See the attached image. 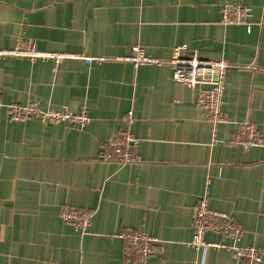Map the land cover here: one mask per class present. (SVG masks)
<instances>
[{"label": "crops", "instance_id": "crops-1", "mask_svg": "<svg viewBox=\"0 0 264 264\" xmlns=\"http://www.w3.org/2000/svg\"><path fill=\"white\" fill-rule=\"evenodd\" d=\"M227 4L251 7L250 25L222 24ZM22 39L83 58H0V100L85 109L91 123L16 122L0 110V264H137L121 237L136 230L159 239L140 264H235L228 249L189 244L206 189L210 208L243 226L239 245L264 248V148L230 143L241 122L264 134V0H0V49ZM184 44L231 66L217 128L169 64L85 60L139 46L169 61ZM130 111L140 161H100ZM64 207L94 213L89 233L61 218ZM206 240L230 244L212 231Z\"/></svg>", "mask_w": 264, "mask_h": 264}, {"label": "built area", "instance_id": "built-area-1", "mask_svg": "<svg viewBox=\"0 0 264 264\" xmlns=\"http://www.w3.org/2000/svg\"><path fill=\"white\" fill-rule=\"evenodd\" d=\"M252 18V8L238 4H227L222 8L221 23L224 25H250ZM187 45H179L174 49V56L169 61L155 58L148 55L139 46L133 47L132 52L126 56H115L110 59H90L92 61H118L129 62L134 67L141 65L169 64L173 69V80L176 83L186 85L191 88L198 87L196 99L197 106L206 114L214 128L226 122L223 112L225 81L230 65L225 60H209L199 56L198 51L191 55H186ZM15 57L27 59L32 62L38 60H51L59 63L67 58H83L80 55L70 53L45 52L38 48L35 41L22 39L14 47L0 49V58ZM6 110L10 120L20 122L27 119H39L47 124L69 123L79 128H85L91 123V118L84 109L75 112L69 106L43 109L39 103H4L0 100V110ZM132 111L127 113L125 118L126 126L117 131L102 147L99 160L107 163L120 165H130L140 161L138 154L139 141L135 139L131 125L133 123ZM233 145H242L245 149L254 147L264 148V134L256 125L251 122H241L238 129L233 134L230 141ZM209 189L198 200L194 218L191 222L192 239L190 245L196 249L207 250L210 248L228 249L233 254L235 264L243 262L253 264L260 262L264 257V248L243 247L239 245L244 236V228L231 216L222 211H217L209 206ZM61 218L72 225L75 230L82 234L89 233L92 225L94 213L90 210L78 209L74 207H64L60 212ZM215 232L230 241L210 242L206 240L208 232ZM128 253L126 259L137 264L144 263L157 254V237L145 231H128L121 235Z\"/></svg>", "mask_w": 264, "mask_h": 264}]
</instances>
